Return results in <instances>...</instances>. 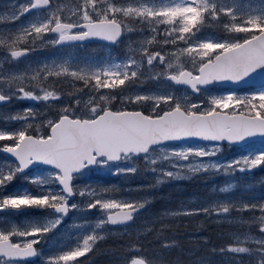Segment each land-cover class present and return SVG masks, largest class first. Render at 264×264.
Here are the masks:
<instances>
[{"label": "snow or ice", "instance_id": "6c2138e0", "mask_svg": "<svg viewBox=\"0 0 264 264\" xmlns=\"http://www.w3.org/2000/svg\"><path fill=\"white\" fill-rule=\"evenodd\" d=\"M135 3L138 6H132ZM127 7L117 6L114 0H83L78 4L74 16L70 22L62 17L61 8L57 0H28V6H22L23 13L30 10L46 9L48 15L38 17L35 22L24 28L23 35L19 39L33 37L43 39L46 33H55L58 38L46 41L52 45H63L69 42H82L91 38H100L113 44L119 42L123 31L122 17H135L142 22L151 25L153 33L151 39L141 43V61L146 58V64L154 71L150 78L153 80H167L178 85H187L193 93H201L202 86L212 85L219 82H240L250 78L257 70H264V9L255 14L251 10L244 12L247 19L242 23L233 22L229 27H224L235 33L245 34L244 38L225 40L224 42L199 41L196 33L205 25L206 19H215L223 14L233 17V7L226 0H169V3H156V0H132ZM236 11H241L239 7ZM16 17L13 16L12 19ZM158 25H164L163 45H176L180 55L192 58L191 67L180 65L174 67L170 62L171 57L162 55L160 51L151 52L146 45L157 42L155 33ZM182 42L185 47H179ZM15 45L12 46L14 49ZM31 49L24 48L22 51L11 50L12 58L25 56ZM199 59H196V57ZM158 62V63H157ZM163 66V67H161ZM138 61L133 56L127 57L125 63L111 64L106 66H86L77 71L69 72L63 64H46L29 77H11L12 84H20L28 79L32 90H25L24 86L13 91L11 87L4 91L0 86V102H6L12 98L19 100L42 101L51 103L60 98V93L49 91L50 85H45L49 77H62L70 75L75 80H83L85 87L91 81L90 92L100 89L118 90L119 95L110 93L111 100H119L124 104H143L153 101L149 114L142 111L115 110L107 104L103 106L99 100L90 96L85 107L88 118L74 115V111L81 104L76 98L72 105L60 110L57 120H48L47 127L50 132L47 135H31L28 130L33 127L26 123L16 131L0 130V141H13L5 144L3 151L12 154L17 164L7 168L0 167V188L10 182L17 173L27 169L34 162H41L52 166L55 170L48 174V179H32V183H58L62 191L53 193L51 190L44 191L41 195L23 193L16 196H0V210L22 209L40 207L53 209L58 215L54 220H48L42 224L29 222L23 231L16 226L13 230H0V264H21L17 258L34 257L39 255L34 245L39 243L36 237L43 238L45 234L61 224L63 218L72 209L80 210L78 203L69 204V197L75 193L77 187L73 184L74 174L92 166H107L111 162L132 161L143 159L147 162L146 168L158 173L156 184L164 180L184 179L188 173H197L203 169H216L224 171L251 170L264 165V151L258 155L243 156L230 164L198 163L187 166H179L176 171H164L157 165L152 155L157 151L165 160L172 158L189 159L196 157H212L220 151L219 142L238 143L257 136L264 138V89L254 95L239 96L229 92L227 95L211 96L206 100L191 102L187 96L177 97L167 92L156 95H124L126 88H130L142 75L138 72ZM59 68V71L55 70ZM127 82V83H126ZM123 86V87H122ZM78 89L77 92L82 93ZM162 106L166 107L163 110ZM32 109H28L23 116L10 117L13 120H22L26 117H34ZM200 140L217 142L211 146L182 148L168 147L171 142L185 140ZM244 165L238 169L239 165ZM176 167V166H174ZM187 168V172L183 168ZM137 166L117 167L114 174H135ZM106 191H111L108 189ZM222 192L227 189H221ZM81 196L90 195L95 197L94 202L87 203L88 209L99 207L106 214V219H100L96 224L101 225L126 224L133 221L145 205L143 203L129 202L127 200L104 199L95 191L90 193L80 192ZM248 208V205L244 206ZM262 213L254 217L252 223L259 225V230L264 234V203L252 204L251 210ZM199 211L210 213L217 211L228 213L230 207L220 204L212 209L183 213L184 215H196ZM179 213H173L177 215ZM24 239L19 243H12L10 237ZM159 238V233L158 237ZM98 239H103L98 233L83 237V243L55 257H50L45 264H79L78 258L85 257L92 250V246ZM253 238L246 236L245 241L250 242ZM255 239V247L235 246L219 249L220 253L231 252L233 254L248 253V264H264V235ZM237 244L242 243L237 237ZM174 244L164 243L162 247L170 248ZM137 252L140 248H135ZM215 252L216 249H213ZM123 264H156L155 260L147 257L125 259ZM236 264H243L237 258Z\"/></svg>", "mask_w": 264, "mask_h": 264}, {"label": "rangeland", "instance_id": "374dc122", "mask_svg": "<svg viewBox=\"0 0 264 264\" xmlns=\"http://www.w3.org/2000/svg\"><path fill=\"white\" fill-rule=\"evenodd\" d=\"M34 2V1H33ZM83 0H57L61 8L62 17L68 19L64 22H70L74 16L78 4H82ZM117 6L127 7L132 0H114ZM145 2V0H140ZM181 2V0H175ZM226 2L233 7L235 14V21L233 17L221 16L212 19H206L205 25L196 33V38L199 41L224 42L236 39H243L245 34L228 31L224 25L237 22L242 23L247 19L244 12L251 10L254 14L261 9H264V0H226ZM156 3H169V0H156ZM22 6H28V0H0V86L4 91L9 87L13 91H17L19 87L24 86L25 90H32L28 79H24L20 84H12L11 77L23 76L31 77L35 75L36 71L44 67L46 64H63L68 67L69 72L77 71L86 66H106L111 64L125 63L127 57L133 56L137 59L139 67L138 72L140 77L130 87L126 88L124 95H156L170 92L177 97L187 96L191 102H199L206 100L211 96L227 95L229 92L235 93L239 96L254 95L260 90L264 89H237L234 86H221L219 84L210 87L202 88V92L195 94L193 91L185 86L176 85L167 80H153L150 78L154 71L150 70L146 64V58L141 61V43L147 39H151L153 33L151 32V25L147 22H142L135 17H120L123 20V37L115 45H106L103 43H74L70 45H52L46 41L58 38L55 33H46L43 39L27 37L19 39L23 35V29L35 22L38 17L48 15L46 9H33L28 13H23ZM132 6H138L132 3ZM239 7L241 11H236ZM15 16V19L12 17ZM243 17V20L241 19ZM157 42L151 45H146L151 52L160 51L162 55L170 56L171 63L174 67L184 65L190 68L192 58L186 55H180L176 45H163L164 25H158ZM179 47H185L182 42H178ZM15 45L14 49L12 46ZM24 48L31 49L26 56L19 58H12L10 56L11 50H20ZM196 59H199L197 56ZM158 63V62H157ZM163 67V66H161ZM55 70L59 71V68ZM91 81L88 87H85L83 80H75L70 75L62 77H49L45 81V85H50L49 91H56L60 93V98L51 103L42 101L19 100L12 98L11 105L7 108L0 106V130L16 131L22 128L26 123L32 124L36 128L31 134L47 135L48 132L42 130V124L35 120V117L45 114L47 119L57 120L60 115V110L66 106L72 105L76 98L81 100V104L74 111V115L81 118H88L87 104L90 96L99 100V97L104 96L106 99L99 100L103 106L107 104L113 111L115 110H145L150 112L153 101H146L143 104H124L121 105L119 100H111L110 93L119 95L118 90L100 89L95 92H90ZM127 83V82H126ZM123 87V86H122ZM83 90L82 93L77 90ZM163 110L166 107L162 106ZM32 109L37 113L34 117H26L22 120H13L10 117L20 115ZM20 124L14 127L13 123ZM47 127V120H44ZM29 129V130H30ZM38 129V130H37ZM30 134V133H29ZM13 141H0V148L5 144H12ZM212 143H182L170 144L168 147L182 148L184 146H211ZM264 151V142H253L245 146H236L231 144H220V151L212 157H196L192 156L189 159L172 158L165 160L158 151L154 153L151 159L157 161V165L164 171H176L179 166H187L198 163H219L230 164L234 160H238L243 156L258 155ZM18 162L7 157L0 152V167L7 171L10 166L16 165ZM147 162L142 158L134 161H118L111 162L107 166L97 165L95 169H90L75 176L73 184L77 186L74 191L76 197L70 203H78L80 210L72 209L69 218H63L60 225L45 234L43 238L36 237L39 242L43 243L42 252L38 261L21 262V264H45L50 257H55L62 254L64 251L74 249L77 244L83 243V237L92 234L93 231L98 233L103 239H98L92 246V250L86 254L85 257L78 258L79 264H112L111 260H120L123 258H136L131 254L120 253L114 245L118 239L124 238L130 234H144L155 229L158 233L168 232L162 239L158 240L160 248L151 253H142L139 257H147L149 260H155L156 264H236L237 258L245 261V255L248 253L233 254L231 252L220 253L221 248H230L235 246L255 245L254 238H260L262 235L259 230V225L252 223L254 217H259L262 213L257 208L256 211L251 210L252 204L264 203V191L253 190L251 180L256 173L260 172L264 165L258 166L251 170L244 171H224L216 169H203L197 173H188L187 178L164 180L160 184H156L158 173L146 168ZM137 166L138 171L135 174H114L113 169L117 167H132ZM142 166V169L139 167ZM176 166V167H174ZM244 167L239 165L238 169ZM87 170V169H86ZM183 170L187 172V168ZM55 171L50 168L38 167L30 174L17 173L15 177L8 182V185L0 188V196H16L20 192L18 188H26L23 193H28V189L38 191L41 195L42 188L51 190L53 193L62 191L58 183H32V179L41 178L48 179V174ZM145 171L146 174L143 172ZM144 174V175H143ZM108 178L105 179L104 177ZM216 179L220 183L216 184ZM264 180V175L261 176ZM207 183V185L203 184ZM47 184L52 185L48 186ZM16 190H14V188ZM62 189V188H61ZM111 189V191H106ZM221 189H227L222 192ZM23 190V189H21ZM95 191L97 195L104 199L127 200L129 202L143 203L145 199L148 202V208L139 214L135 221L127 227H111L109 224L101 225L99 228L96 224L100 219H106V214L99 207L88 209L87 203L94 202L95 197L90 195L81 196L80 192L90 193ZM165 191V192H164ZM21 192V193H22ZM22 193V194H23ZM220 204H226L230 207L228 213H220L211 211L204 213L199 211L196 215H184L185 212L201 210L205 207L214 208ZM248 205V208L244 206ZM32 209L38 212H33ZM40 207H29L22 209H5L0 210V230L11 231L16 226L18 230L23 231L29 222L42 224L48 220H54L58 214L55 212H44ZM249 211V216L242 214V211ZM173 213H179L173 215ZM197 219L201 226L205 227L210 233L194 234L193 231L176 230L178 226L186 225L187 218ZM214 224H229L237 226L240 229L235 231H226L224 233H212ZM254 225V228L251 226ZM170 229H172L171 232ZM174 229V230H173ZM253 238L250 242L245 241V237ZM239 237L242 243L237 244L236 239ZM14 243H19L24 239L20 237H10ZM217 239V240H215ZM199 240V241H198ZM115 241V243H114ZM197 241V242H196ZM174 244L170 248L162 247L164 243ZM213 243L217 246V250L205 251L202 249L203 243ZM109 245V246H107ZM110 245H113L110 247ZM199 248V249H198ZM214 249V248H213Z\"/></svg>", "mask_w": 264, "mask_h": 264}, {"label": "trees", "instance_id": "16d2710c", "mask_svg": "<svg viewBox=\"0 0 264 264\" xmlns=\"http://www.w3.org/2000/svg\"><path fill=\"white\" fill-rule=\"evenodd\" d=\"M139 169H142L143 170V167L140 166ZM144 174L145 171L143 172ZM143 174V175H144ZM264 175V168L256 173L255 177L251 180V184H253V190H257V191H264V180H261V176ZM216 184L217 183H220L219 179H216ZM207 185V183H204L203 184V188H204V185ZM8 185V183L6 184ZM231 210V209H230ZM242 214L244 215H248L249 216V211H242L241 212ZM197 219L199 220L200 218H193V219H190L186 225H183V226H178L179 229H176V230H188V231H193V230H197L199 231L198 232H192L194 233L195 235L196 234H199L201 235V233H210L205 227L201 226L200 223H198ZM213 231L212 233H224L226 231H235L236 229H240L239 227H237L236 225L233 226V225H229V224H214L213 225ZM251 228H254V225L251 226ZM174 230V229H173ZM172 229H170L169 232H171ZM168 232H163L161 234H159V238L158 237V230L155 229L151 232H148V233H144V234H137V235H134V234H130L129 235H126L124 238H121V239H118V241H114V245L116 246V250L120 253H129L131 254V256H134V257H139L142 253H151L152 251H155L157 250V248H160V245H158V240L162 239L163 237L165 236H168L167 235ZM217 240V239H215ZM199 241V240H198ZM197 242V241H196ZM109 246V245H107ZM113 245H110V247H112ZM249 247H255V245H249ZM135 248H140L141 251L137 252L135 250ZM214 249L217 250V246H213V243H203L202 245V249L205 250V251H212ZM199 249V248H198ZM245 257V261H244V264H248L249 262V259H250V254H247L244 256ZM125 258L123 259H118V260H111L112 264H123Z\"/></svg>", "mask_w": 264, "mask_h": 264}, {"label": "water", "instance_id": "95a60500", "mask_svg": "<svg viewBox=\"0 0 264 264\" xmlns=\"http://www.w3.org/2000/svg\"><path fill=\"white\" fill-rule=\"evenodd\" d=\"M34 1V0H33ZM122 36H123V31H122V34H121V37L119 38V40L122 38ZM88 42H104V43H106V44H109V45H115V44H113L112 42H110V41H106V40H103V39H100V38H91V39H89V40H86V41H82V42H69V43H66V44H63V45H70V44H74V43H88ZM23 49H20V50H18V51H22ZM30 52V51H29ZM28 52V53H29ZM27 53V54H28ZM26 54V55H27ZM174 84H175V82H173ZM214 84H219V85H221V86H235L236 88H239V87H243V86H247V85H250V84H252V85H255V86H263L264 85V70H257V72L255 73V74H252L251 76H250V78H246V79H244V80H242V81H240V82H236V83H233V82H219V83H214ZM214 84H212V85H214ZM176 85H178V84H176ZM212 85H207V86H202V88H206V87H210V86H212ZM180 86H185V87H188L187 85H180ZM188 88H190V87H188ZM191 89V88H190ZM192 90V89H191ZM195 94H198V93H195ZM8 102H10V100L9 101H6V102H0V105H2V104H6V103H8ZM130 111V110H129ZM143 112V111H142ZM146 114V113H145ZM252 141H264V138H261V137H259V136H257V137H255V138H249V139H247V140H245V141H241V142H238V143H229V142H227V141H224V142H219V144H234V145H238V146H243V145H245V144H247V143H250V142H252ZM171 143H175V144H182V143H212V144H214V143H217V142H206V141H200V140H191V139H189V140H185V141H179V142H171ZM1 151L4 153V154H6L7 156H9V157H12L14 160H16V158L12 155V154H9V153H7V152H5V151H3V148L1 149ZM17 161V160H16ZM38 165H45L46 167H49V168H52V166H50V165H47V164H44V163H41V162H34L32 165H30L27 169H24L22 172H25V171H27V170H29V169H31V168H34V167H36V166H38ZM96 165H92V166H89V167H87V168H85V169H83V170H81V172H83L84 170H86V169H90V168H94ZM53 169V168H52ZM80 172V173H81ZM76 174H79V173H76ZM76 174H74V175H76ZM60 187L62 188V186L60 185ZM75 195V194H74ZM74 195L73 196H71V197H69V200L71 199V198H73L74 197ZM144 209V208H143ZM143 209L142 210H140L139 211V213L140 212H142L143 211ZM69 215V213L67 214V216ZM134 218H135V216H134ZM134 220V219H133ZM132 221H129V222H127L126 224H119V225H112V224H110V225H112V226H124V225H127V224H129V223H131ZM10 241H11V239H10ZM12 242V241H11ZM13 243V242H12ZM36 258V256H34V257H25V258H17L18 260H33V259H35Z\"/></svg>", "mask_w": 264, "mask_h": 264}, {"label": "flooded vegetation", "instance_id": "af4514ba", "mask_svg": "<svg viewBox=\"0 0 264 264\" xmlns=\"http://www.w3.org/2000/svg\"><path fill=\"white\" fill-rule=\"evenodd\" d=\"M247 89H250V87H247ZM11 105V103L10 104H8V105H1V106H5V108H7V107H9ZM144 112H146L145 110H143ZM147 113V112H146ZM149 114V113H148ZM35 120H37L38 122H40L41 124H42V127H41V129L43 130H45V131H47L48 133L50 132V129L48 128V127H44L45 126V122H44V120H51V119H47L46 117H45V114H43V115H40V116H37V117H35ZM18 124H20L19 122H14L13 123V125H14V127H16V125H18ZM36 128H33V129H30V130H28V132L31 134V132H34V131H36L35 130ZM38 130V129H37ZM34 135V134H33ZM36 136V135H35ZM2 148V147H1ZM0 148V149H1ZM38 167H42V168H44V169H46L47 167H45L44 165H39V166H36V167H34V168H31V169H29V170H27V171H25V172H23L24 174H30V172H32V171H34L36 168H38ZM48 169V168H47ZM51 169V168H50ZM21 173V172H20ZM105 179H107L108 177L107 176H105L104 177ZM50 187V186H52V185H49V184H47V187ZM59 186V185H58ZM16 188L17 187H15L14 188V190H16ZM19 190H20V192H17L19 195H21L23 192L22 191H26L27 192V190H25L26 188H21V189H23V190H21L20 188H18ZM60 190H62L61 188H59ZM44 191H47V190H45L44 188H42V194H43V192ZM22 192V193H21ZM165 192V191H164ZM28 193H30L31 195H39L40 193L38 192V191H36V192H34V190H32V189H28ZM75 197H76V195H75ZM74 197V198H75ZM74 198L72 199V200H69V204L74 200ZM146 207H145V209H147L148 208V203L145 205ZM32 211L33 212H38L37 210H35V209H32ZM42 211H44V212H49V213H51V212H55L53 209H49V208H43L42 209ZM56 213V212H55ZM70 217V216H69ZM69 217H66L65 216V218H69ZM187 219H189L190 220V218H187ZM189 220H187L186 222H188ZM43 243H41V242H39V243H37V244H35L34 245V248L38 251V253H39V255H37L36 256V258L35 259H33L32 261H27V260H25V261H22V262H33V261H38L39 260V258H40V254H41V252H42V247H43V245H42ZM19 261H21V260H19Z\"/></svg>", "mask_w": 264, "mask_h": 264}]
</instances>
